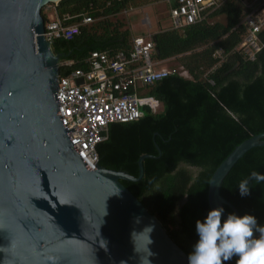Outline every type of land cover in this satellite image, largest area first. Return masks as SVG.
<instances>
[{"label": "trees", "instance_id": "trees-1", "mask_svg": "<svg viewBox=\"0 0 264 264\" xmlns=\"http://www.w3.org/2000/svg\"><path fill=\"white\" fill-rule=\"evenodd\" d=\"M137 1L62 0L54 5L58 18L84 15L95 20L80 26L72 40L52 44L61 62L74 63L70 68L60 67L59 75L82 68L80 61L92 51L127 49L130 31L109 17ZM247 11L239 0H226L206 12L201 22L154 34L158 50L154 61L178 58L177 68L186 71L188 78L174 75L146 86L147 97L156 100L163 111L157 114L144 108L137 121L111 124L106 140L97 148L100 167L134 178L139 157H153L143 161L141 180L120 183L158 219L187 256L199 239L196 222L210 211L207 192L213 172L236 146L264 133V31L259 34L262 46L253 61L245 60L238 50L246 33L240 23ZM41 15L47 22L43 11ZM219 17L224 22H213ZM183 166L198 172L192 175ZM253 170L264 175V146L238 160L224 178L220 195L241 217L252 215L264 226V182L251 181L247 196L242 197L239 190L240 181ZM234 261L235 257L225 264Z\"/></svg>", "mask_w": 264, "mask_h": 264}, {"label": "water", "instance_id": "water-1", "mask_svg": "<svg viewBox=\"0 0 264 264\" xmlns=\"http://www.w3.org/2000/svg\"><path fill=\"white\" fill-rule=\"evenodd\" d=\"M60 1L0 0V264H140L141 257L188 264L120 183L141 180L143 161L153 157H139L137 178L99 165L88 171L60 125L54 95L61 57L42 36L41 15ZM262 146L264 133L245 140L213 172L207 202L224 209L222 220L240 216L220 195L224 178Z\"/></svg>", "mask_w": 264, "mask_h": 264}, {"label": "built area", "instance_id": "built-area-1", "mask_svg": "<svg viewBox=\"0 0 264 264\" xmlns=\"http://www.w3.org/2000/svg\"><path fill=\"white\" fill-rule=\"evenodd\" d=\"M225 1L167 0L170 27L181 30L201 22L206 12ZM239 2L248 11L240 23L246 33L238 50L245 60L253 61L262 46L259 34L264 31V16L260 15L264 11V0ZM77 18L81 20L71 22ZM93 22L91 16L84 15L56 17L45 22L42 36L52 46L57 40H72L79 34L80 26ZM143 23L149 25L147 16ZM152 37L133 36L127 49L116 52L92 51L80 61L82 68L58 77L54 95L58 106L57 116L70 144L88 171L97 169V148L106 140L111 124L137 121L143 117L144 108L155 113L158 102L149 97H139V92L170 76L188 78L187 72L179 68L159 67L163 62L153 59L155 46ZM217 55L220 53L217 52ZM73 64L72 61H63L60 67L70 68Z\"/></svg>", "mask_w": 264, "mask_h": 264}, {"label": "clouds", "instance_id": "clouds-1", "mask_svg": "<svg viewBox=\"0 0 264 264\" xmlns=\"http://www.w3.org/2000/svg\"><path fill=\"white\" fill-rule=\"evenodd\" d=\"M251 181L264 182V175L253 170L241 180L242 197L250 194ZM223 212V208L212 209L202 221L196 222L199 239L188 255V264H225L234 257H238L236 264H264V226H259L252 215L229 214L222 220ZM140 264L151 261L141 257Z\"/></svg>", "mask_w": 264, "mask_h": 264}, {"label": "rangeland", "instance_id": "rangeland-1", "mask_svg": "<svg viewBox=\"0 0 264 264\" xmlns=\"http://www.w3.org/2000/svg\"><path fill=\"white\" fill-rule=\"evenodd\" d=\"M166 1L167 0H138L128 9L123 10L121 13L117 14L116 16L109 17V19L112 22L122 23L124 28L130 31L131 38L133 36L154 35L158 32L170 29L171 23L168 18V10H167L168 6L166 4ZM54 5L55 4L52 5L49 4L42 9L43 13L47 17V21L56 18L55 14L53 13ZM260 15L264 16V13ZM145 16H147L149 19V25H145L143 23V19ZM214 21L224 22V18L219 17L213 20V22ZM178 65H179L178 58H173L161 64L159 67L177 68ZM138 96L147 97V94L144 90H142L141 92H139ZM162 111H163V107L159 105L156 108V113L159 114ZM183 167L192 175H195L198 172V170L195 168L189 166H183Z\"/></svg>", "mask_w": 264, "mask_h": 264}, {"label": "crops", "instance_id": "crops-1", "mask_svg": "<svg viewBox=\"0 0 264 264\" xmlns=\"http://www.w3.org/2000/svg\"><path fill=\"white\" fill-rule=\"evenodd\" d=\"M263 13H264V12H263ZM263 13H262V14H263ZM163 63H165V62H163Z\"/></svg>", "mask_w": 264, "mask_h": 264}]
</instances>
